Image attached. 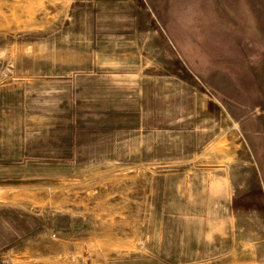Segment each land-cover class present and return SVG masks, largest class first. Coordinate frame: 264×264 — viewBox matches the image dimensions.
Returning a JSON list of instances; mask_svg holds the SVG:
<instances>
[{
	"label": "rangeland",
	"instance_id": "rangeland-1",
	"mask_svg": "<svg viewBox=\"0 0 264 264\" xmlns=\"http://www.w3.org/2000/svg\"><path fill=\"white\" fill-rule=\"evenodd\" d=\"M0 264H264V0H0Z\"/></svg>",
	"mask_w": 264,
	"mask_h": 264
}]
</instances>
